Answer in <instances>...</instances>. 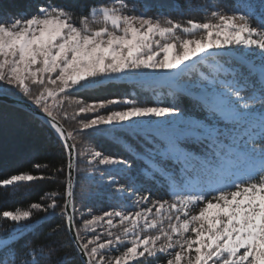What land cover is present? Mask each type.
Returning a JSON list of instances; mask_svg holds the SVG:
<instances>
[{
    "label": "snow or ice",
    "instance_id": "1",
    "mask_svg": "<svg viewBox=\"0 0 264 264\" xmlns=\"http://www.w3.org/2000/svg\"><path fill=\"white\" fill-rule=\"evenodd\" d=\"M150 8L130 0H62L0 9V84L35 106L67 154V164L50 177L20 172L0 179V186L54 179L68 170L63 192L46 193L26 210L0 211V219L14 225L0 236V264H264V0L259 13L254 5L214 6L203 20L162 16ZM213 49L238 50L239 57L221 63ZM206 56L214 61L209 71L183 86L199 118L185 116L175 102H88L70 95L134 71L179 74L182 65ZM116 104L125 106L109 110ZM80 114L92 117L77 120ZM144 117L176 119L137 123ZM64 121L77 126L69 130ZM125 122L143 140L136 153L143 176L164 185L169 199L102 171L100 180L123 199L122 206L100 215L81 211L72 178L80 157L88 179L100 168L130 171L132 164L94 147L78 151L69 141L106 126L122 129ZM193 176L199 177L195 183ZM35 211L61 220L49 225L43 239H28L35 229L21 224ZM65 233L71 244L58 239ZM114 250L119 254L105 255Z\"/></svg>",
    "mask_w": 264,
    "mask_h": 264
},
{
    "label": "trees",
    "instance_id": "2",
    "mask_svg": "<svg viewBox=\"0 0 264 264\" xmlns=\"http://www.w3.org/2000/svg\"><path fill=\"white\" fill-rule=\"evenodd\" d=\"M43 2L60 3L62 0H0V9L11 12L18 7L34 6ZM84 2H88V0H84ZM130 2L150 5L151 13L162 16L171 15L173 18L182 20L188 18L203 20L211 10H214V6L221 8L238 7L245 10L246 5H254L257 13L260 11V0H130ZM253 23H256L255 19ZM212 52L215 55V60L221 63L236 61L239 57L238 51L212 50ZM213 62V58L210 56H206L203 60L196 59L192 63V67L183 72L179 80H184L188 85L193 84L192 82L198 83L199 73H207L209 71L208 65ZM183 86L185 85L160 88L144 81L119 77L111 80L106 79L93 88L71 92L70 95L83 98L88 102L114 97L121 99L128 97L136 100L139 104L175 102L182 109L185 116L199 118L200 109L195 106L193 98L183 91ZM0 90L22 97L15 90L3 84H0ZM173 91L175 92L174 97L169 95V92ZM160 92H162V95L159 94ZM49 102L51 103V101ZM124 106L123 104L111 105L109 110H120ZM68 111L71 113L72 109L69 108ZM100 112L104 114V110H100ZM91 117L92 114H80L77 120L90 119ZM63 123L69 130L77 126L76 121H64ZM132 127L133 125L124 124L122 129H113L111 126H106L107 130L84 132L78 136L74 143L77 144L78 151H86L89 147H94L105 154L123 157L132 164L130 171L122 169V166H112L107 170L100 168L95 171V174H100L102 171L118 173V179L124 177L120 179L121 183L131 182L138 187L151 189L153 196L156 198L169 199V196L165 194L164 185L158 181L152 182L143 176L142 168L144 164L136 155L143 146V140L129 131ZM35 164H40L41 169H35L33 167ZM66 164L67 154L61 140L44 121L23 107L0 101V179L20 172H29L36 176H40L42 173L44 176L50 177L53 169L61 168ZM87 167L86 159L80 157L77 163L75 188L77 207L81 211L91 209L93 214L100 215L103 211L109 210L110 207L118 208L122 206L123 199L118 198L116 194L110 191L99 177L88 179L83 175ZM66 180L67 168L65 167L64 171L54 179H36L17 182L8 187L0 186V211L14 210L17 207L26 210L30 203L39 202L40 198L46 193L63 192ZM126 210L136 211L138 209L128 208ZM57 212H59V209H57ZM41 217H45V219L41 221ZM79 217L80 213L77 212L78 220ZM85 218L90 217L86 216ZM24 223L32 225L35 229L28 235V239H43L49 225L51 223L59 224L61 220L58 217L35 211L30 220L21 222V224ZM13 226L11 221L0 219V236L5 235L6 230L11 229ZM96 230L98 232L103 231L102 228ZM114 231H119V229H114ZM58 239L66 244H71L69 233L61 234ZM122 250L123 245L119 247V251ZM112 252H105V255Z\"/></svg>",
    "mask_w": 264,
    "mask_h": 264
},
{
    "label": "rangeland",
    "instance_id": "3",
    "mask_svg": "<svg viewBox=\"0 0 264 264\" xmlns=\"http://www.w3.org/2000/svg\"><path fill=\"white\" fill-rule=\"evenodd\" d=\"M189 38H191V37H189ZM196 38H199V34H196ZM213 50H216V49H213ZM230 51H238V50H230ZM192 63L193 62H189V63H186V65H182L181 67L183 68V72H185L190 67H192ZM183 72L177 74L176 70H172L171 75H169V74H166L165 72L159 71V70L156 71V72H153L151 70H143V71H140V72H135L134 71L132 73H129L128 75H124V76H120V77H124L125 79H128V80L144 81V82H147V83H149L151 85L159 86L160 88L164 87V86H172V85L180 87L182 85H188L186 82H184V80H179V78L183 74ZM192 83L195 84L197 82H192ZM194 91H199V89H195ZM159 94L162 95V92H160ZM165 119L171 120V119H176V117H144V118H137V123H142V124L147 125L150 122H159V121H164ZM125 124L132 125L130 122H125ZM83 175L86 176V173L84 172ZM97 177L100 178V174H95L94 173V178H97ZM198 179H199V177L193 176V183L197 182ZM198 210H199L198 207L193 208L192 209L193 214L195 212H198ZM118 254H119V252L114 250L112 253L107 254V256H115V255H118Z\"/></svg>",
    "mask_w": 264,
    "mask_h": 264
},
{
    "label": "water",
    "instance_id": "4",
    "mask_svg": "<svg viewBox=\"0 0 264 264\" xmlns=\"http://www.w3.org/2000/svg\"><path fill=\"white\" fill-rule=\"evenodd\" d=\"M0 101H4V102L10 103V104H14V105L23 107L26 110H28L31 113H33L34 115H36L37 117H39L43 121V116L37 111L35 106L32 105L30 101H27L26 99H24L22 97H19V96H16L14 94H10L8 92H4L3 91V94H0ZM64 127L67 128L65 124H64ZM69 142L70 143H74V141H69ZM77 163H78V160L74 163V168H73V171H72L74 191H75L76 183H77ZM70 236H71V234H70Z\"/></svg>",
    "mask_w": 264,
    "mask_h": 264
}]
</instances>
